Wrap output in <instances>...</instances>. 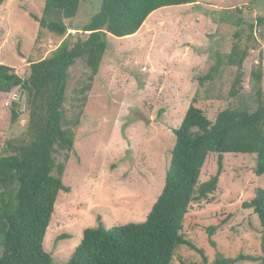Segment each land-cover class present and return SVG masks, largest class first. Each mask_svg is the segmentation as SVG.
I'll return each instance as SVG.
<instances>
[{
	"label": "rangeland",
	"instance_id": "1",
	"mask_svg": "<svg viewBox=\"0 0 264 264\" xmlns=\"http://www.w3.org/2000/svg\"><path fill=\"white\" fill-rule=\"evenodd\" d=\"M195 1L155 11L136 36L109 35L95 77L84 60L70 70L64 128L74 134V148L68 152L57 147L55 157L65 166L63 181L71 191L60 193L44 241L55 264L69 261L87 228L146 220L165 185L174 130L194 97L213 121L221 110L251 101V88L237 99L229 97L233 68L203 87L197 80L209 71L217 52H231L237 31L242 48L249 49L245 70L263 71L264 94V23L258 22L264 18V0ZM45 2L4 0L0 5V63L23 79L30 75V63L49 57L70 34L72 39L83 38L77 29L88 25L102 5V0H81L77 15L66 22L68 33L59 37L31 17L42 18ZM22 93L19 88L0 92V158L8 154V143L27 133L29 115L20 102ZM13 110L18 111L17 122L12 121ZM223 158L224 173L213 201L192 204L184 224L185 236L205 251L210 263L262 255L258 215L242 206L255 197L257 188L264 189V175L255 174L257 157L225 153ZM217 170L218 155L213 154L199 185ZM222 221L226 223L210 237L208 229ZM63 235L71 238L60 239ZM180 259L202 262L187 247L177 251L171 264H181Z\"/></svg>",
	"mask_w": 264,
	"mask_h": 264
},
{
	"label": "trees",
	"instance_id": "2",
	"mask_svg": "<svg viewBox=\"0 0 264 264\" xmlns=\"http://www.w3.org/2000/svg\"><path fill=\"white\" fill-rule=\"evenodd\" d=\"M4 0H0L2 5ZM195 0H102L101 10L81 31L71 34L51 55L30 63V75L21 78L14 68L0 63V92L19 88L28 94L29 124L23 139L8 143V154L0 158V264H55L45 251L44 241L65 185L64 165L56 162V148L71 152L74 134L64 128L69 72L84 60L95 77L108 49L109 35L117 38L137 34L155 11L190 5ZM81 0H46L42 18L31 13L41 29L64 37L67 21L79 10ZM262 25L264 18L258 19ZM253 34V25H251ZM228 54L217 52L209 71L197 78L200 86L216 82L226 68L235 69L229 97L237 99L251 88V101L221 110L211 120L193 98L171 151L165 185L143 222L84 230L83 238L65 264H171L177 251L187 247L198 253L200 264H264V189L257 188L250 201L243 202L259 218L262 255H240L209 262L203 249L184 234L186 216L194 203H211L224 173L225 153L257 157L255 174L264 175V94L261 67L248 73L244 64L249 49L242 48L241 31ZM12 121L19 119L12 111ZM218 155V170L207 182L199 179L207 159ZM219 226L210 227L212 237ZM71 238L63 235L60 239ZM181 264H186L180 259Z\"/></svg>",
	"mask_w": 264,
	"mask_h": 264
},
{
	"label": "water",
	"instance_id": "3",
	"mask_svg": "<svg viewBox=\"0 0 264 264\" xmlns=\"http://www.w3.org/2000/svg\"><path fill=\"white\" fill-rule=\"evenodd\" d=\"M20 102H23L24 109L27 110L28 108V94L22 93L20 97Z\"/></svg>",
	"mask_w": 264,
	"mask_h": 264
},
{
	"label": "crops",
	"instance_id": "4",
	"mask_svg": "<svg viewBox=\"0 0 264 264\" xmlns=\"http://www.w3.org/2000/svg\"><path fill=\"white\" fill-rule=\"evenodd\" d=\"M139 32H140V31H139ZM139 32H138V33H139ZM138 33H137V34H138ZM137 34H135L134 36H136ZM151 57H152V56H151ZM169 57H171V58H172V60H174V59H175V57H174V56H172V54H170V55H169Z\"/></svg>",
	"mask_w": 264,
	"mask_h": 264
}]
</instances>
